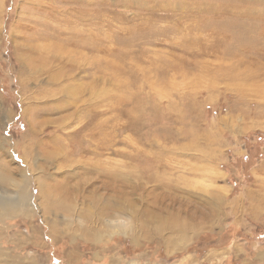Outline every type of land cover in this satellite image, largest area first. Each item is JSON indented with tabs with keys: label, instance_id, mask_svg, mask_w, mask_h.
<instances>
[{
	"label": "rangeland",
	"instance_id": "rangeland-1",
	"mask_svg": "<svg viewBox=\"0 0 264 264\" xmlns=\"http://www.w3.org/2000/svg\"><path fill=\"white\" fill-rule=\"evenodd\" d=\"M0 264H264V0H0Z\"/></svg>",
	"mask_w": 264,
	"mask_h": 264
},
{
	"label": "bare ground",
	"instance_id": "bare-ground-1",
	"mask_svg": "<svg viewBox=\"0 0 264 264\" xmlns=\"http://www.w3.org/2000/svg\"><path fill=\"white\" fill-rule=\"evenodd\" d=\"M60 187H62V186H60ZM61 191H62V189L60 190V188L59 187H56V186H53V187H51V188H49L47 191H46V193H44L43 194V197L45 198V201L47 202L46 204H48V209H50V208H61V209H65V210H67V209H69V207H68V205H67V203L65 202H63L62 201V198H58V195L60 194L61 195ZM45 192V191H44ZM95 193V192H94ZM59 195V196H60ZM67 196V195H66ZM54 198H56V199H54ZM67 198V197H66ZM96 198V197H95ZM58 199H60L59 201H58ZM65 200V199H64ZM91 202V201H90ZM93 202V201H92ZM70 203V202H69ZM105 205V204H104ZM115 206V205H114ZM118 206V205H117ZM123 208V207H122ZM114 209V208H113ZM116 210V209H115ZM121 210V209H120ZM53 211V210H52ZM119 212V211H118ZM105 214H110V209H108V208H106L105 210H104V215ZM112 214H114L113 212H112ZM98 215V214H97ZM110 226V225H109ZM123 227V226H122ZM122 227H120V228H122ZM106 228V227H105ZM158 231V230H157ZM91 235V237H94L93 236V233L94 232H89Z\"/></svg>",
	"mask_w": 264,
	"mask_h": 264
}]
</instances>
